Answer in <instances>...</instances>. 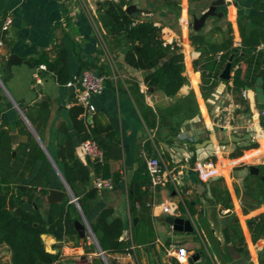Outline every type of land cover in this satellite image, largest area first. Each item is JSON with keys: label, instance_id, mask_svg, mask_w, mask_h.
I'll return each instance as SVG.
<instances>
[{"label": "crops", "instance_id": "1", "mask_svg": "<svg viewBox=\"0 0 264 264\" xmlns=\"http://www.w3.org/2000/svg\"><path fill=\"white\" fill-rule=\"evenodd\" d=\"M103 1L0 0V39L3 41L0 47V131L6 134L3 152L11 151L14 160L19 145L31 146L37 142L50 162V167L47 168L48 189L66 192L58 172L62 173L57 157L60 139L64 137L63 129L66 128L75 140L77 157L84 163L88 160L79 154L80 142L70 114L71 108L78 105L73 98V84L78 81L85 68L104 73L107 75L104 90L91 98L95 111L89 113L84 110L78 118L89 125L96 121L114 132L123 156L112 160L111 168L120 172L123 180L114 190L97 189L96 197L89 202L88 214H84L87 223L90 225L95 222L104 208H111L113 217L123 221L124 232L128 231L131 239L135 225L133 218L137 216L132 215L134 208H131L129 200V185L134 172L144 165L147 167L148 158L158 157L163 164L183 168L185 173L182 184L191 190L187 201L194 206V212L189 208V211H178V217L191 219L193 232L197 231L198 235L184 243L183 237L174 235L179 231H174L165 221L168 214L162 211L160 203L177 202L180 190L168 186L153 192L148 183V194L143 200L145 206H140L141 202H137L134 207L136 211L143 207L150 214L156 239L146 244H135V249L132 250L134 264H181L167 253L168 246L176 242L185 247L190 257L200 251L206 253L195 264H203L206 258H210L213 264H262L260 253L264 249V233L255 239V227L250 221H264V195L260 183H264L261 179L264 175V140L261 139L264 130V43L251 55L240 52L241 57L232 65L230 80L220 78L228 61L222 60L212 77L216 84L212 88L207 87L205 94L202 89V61L196 65L201 52L192 44L190 37L193 33H199L213 42H222L232 36L233 46L240 48L242 34L239 23L252 29L249 16L264 15V10L256 8L254 0H224L217 6L216 17H223L227 24L215 26L213 31L216 33L213 36L204 32L209 28V17L202 29H193V19L196 16L189 13L190 0H180L179 12L173 7L171 0H163V3H159V0H126L128 4L125 8L135 4L150 11L136 13V17L153 19L167 36L181 40L180 49L185 60L183 74L187 83L174 97H168L161 90L145 84L147 70H140L126 63L125 47L111 49L107 45L103 29L97 20ZM213 1L215 0L210 1L211 4ZM7 15L12 16L13 23L8 30H3ZM229 26L232 28L231 33L228 31ZM12 54L30 64L23 62L12 66L13 75L2 83L1 80L8 76L5 64ZM63 54L66 55V60L61 62L58 70L49 69L46 64L37 62L43 55L54 60ZM39 65H45L46 69H38ZM237 68L242 70L244 86L234 82ZM35 72L40 76L39 82L34 79ZM193 75L197 77L196 83L193 82ZM135 86L143 95L141 105L132 93ZM243 89L249 90L248 99L243 98ZM190 94L193 98L189 99L187 97ZM182 100L186 106L194 107L193 115H184L180 104ZM15 149L16 156H13ZM247 152H254L250 160L245 159ZM236 153L241 154L235 155ZM204 161L216 163V172L208 179H202L197 170ZM42 163V160H38L31 176L18 185H25L27 188ZM250 165L259 167L260 174H251ZM94 178L92 172L89 187H94ZM42 183L43 181L39 182L37 188H32L35 200L25 204V210L40 208L46 214L50 203L47 195L40 194ZM197 184L198 187L195 186ZM214 189H217L222 200L225 197L229 200L231 208L223 207L222 200H217L214 196ZM66 195L70 199L67 204V222L82 219L78 206L69 194ZM83 195L84 192H81L80 197ZM212 203L218 206L221 218L223 217L225 224L222 225V233H228L231 238L229 242L222 241L215 235L218 238L215 244L213 233L208 236L197 225L196 216L203 215L207 225L211 226L207 207ZM78 204L80 205L79 201ZM88 238L86 236L82 244L77 231L70 236L63 234L61 240L56 239L52 232L42 235L46 250L60 253L54 264L90 262L89 259L96 255V249L92 248ZM107 256L113 260V264H127L129 261L126 251L112 252ZM0 258L10 263L11 252L6 246L0 248Z\"/></svg>", "mask_w": 264, "mask_h": 264}, {"label": "trees", "instance_id": "2", "mask_svg": "<svg viewBox=\"0 0 264 264\" xmlns=\"http://www.w3.org/2000/svg\"><path fill=\"white\" fill-rule=\"evenodd\" d=\"M127 4L126 0H104L101 3L97 20L101 24L107 45L111 49L125 47L126 63L137 69L148 71L144 76L145 84L148 87L161 90L168 97H174L187 83V78L183 74L185 67L183 52L179 47L172 46V44L165 45L162 27L151 18L142 19L136 17V14H130L125 8ZM254 6L264 10V0H254ZM249 19L253 24L252 29H247L242 22L239 23L242 34V46L240 48L233 46L232 36L222 42H213L199 33L191 35L192 44L201 52V58L196 62V65L202 61V89L205 94L207 87L212 88L216 84L212 77L219 69L222 60H228L233 54L232 65L234 66L242 55L240 52H243L244 55H251L260 44L264 43V15H250ZM228 31L231 33V26H229ZM218 54H220V59L216 57ZM65 60L66 55L64 54L59 55L54 60L43 55L37 62L44 63L49 69L56 70ZM86 65L84 66L86 67ZM241 74V68H237L234 74V82L239 86H244L245 80ZM262 78L264 90V75ZM132 93L137 103L140 104L143 95L139 93L137 86L132 88ZM187 98H193V95L190 94ZM180 104L184 110V115L194 114V107L186 106L183 100ZM83 111L84 109L80 105H75L70 110L74 127L77 130L78 142L85 139L95 140L103 149V161L87 160L84 163L78 158L75 153V140L66 128L62 130L64 137L60 139L57 157L65 180L75 197H78L84 214L87 215L90 210L89 202L97 195V189L89 187L92 172L95 176L112 178L115 186H117L123 180V176L120 172L112 170L111 161L121 159L123 153L114 132L108 126L96 121L93 125H89L83 119L78 118ZM5 135L0 131V248L6 246L7 250L11 252V259L9 263L0 258V264H54L60 253L47 251L42 235L51 233L57 227L62 228V235L70 236V234L76 233L66 220L67 204L70 199L66 195L61 202L49 204L46 214L42 213L40 208L32 211L25 210V204H30L35 200L32 188H37L39 182L43 181L39 189L40 194L47 195L49 188L47 168L50 167V162L37 142L31 146L29 144L19 145L17 157L12 160L11 151L3 152ZM253 155L254 152H247L245 159L250 160ZM38 160H42L43 163L30 185L24 190L18 189V184L31 176ZM150 179V174L144 165L134 172L129 185V200L131 208H134L132 215L139 218L138 222L133 225L131 239H120L124 233L125 224L120 218L113 217L111 208H104L95 222L90 224L99 244L107 255L112 252H125L132 243L146 244L156 239V231L150 214L144 211L143 207L137 211L134 207L137 202H141L140 206H145L143 200L148 194L146 188ZM260 183L261 192L264 195V183L261 181ZM81 192H84L83 197H80ZM213 192L217 200H222L217 189H214ZM221 203L224 208L232 207L226 197ZM37 205L39 206V204ZM188 206L193 213L194 206L191 203H188ZM17 207H21L23 211L21 214L15 213ZM181 210L185 209L182 207ZM250 224L255 227L253 230L255 239L264 233L263 220L256 221L254 219L250 221ZM224 237L226 242L231 240L226 232H224ZM260 255L262 264H264V249ZM109 262L113 264L111 258H109ZM203 264H213V261L206 258Z\"/></svg>", "mask_w": 264, "mask_h": 264}, {"label": "built area", "instance_id": "3", "mask_svg": "<svg viewBox=\"0 0 264 264\" xmlns=\"http://www.w3.org/2000/svg\"><path fill=\"white\" fill-rule=\"evenodd\" d=\"M13 23V18L11 15H7L4 23L3 30H8ZM163 31V30H162ZM165 42L164 44H172V46H177L179 48L182 47L181 40L178 37L170 38L167 36L165 32ZM3 45V41L0 39V47ZM221 54V53H220ZM220 54L216 57L220 59ZM38 69H46L45 65H39ZM34 79L36 82L40 81V76L38 72L34 73ZM107 75L104 73H99L91 68H85L82 70L78 81H76L73 91V98L76 104L83 107L86 112L92 113L95 111V106L91 102V98L93 95L101 93L105 88ZM72 85V83H68ZM242 96L245 99L249 97V90L243 89ZM264 115V112H263ZM261 139L264 140V130L261 133ZM78 151L82 158L88 159L94 162H102L104 159L103 149L98 145V143L93 139H85L81 141L78 145ZM264 164V161H263ZM147 170L150 174V184L149 188L151 191L155 192L161 188H166L168 186H172L175 190H180L179 200L175 203L171 202H161L160 206L162 211L165 214L172 216H180L178 211L181 210L182 207L185 209L184 211H189L187 198L191 194L190 188L184 186L182 184V179L184 177L183 168H175L170 167L166 164H163L158 157H150L147 160ZM199 175L202 179H208L216 172V163L214 161H204L200 163L197 168ZM94 187L96 189H105V190H114L115 183L112 178H103L100 176H95L94 178ZM73 202H78V198L75 197L72 199ZM91 234L94 237L93 232L90 230ZM89 237V236H88ZM120 239H129L128 231H125L123 236ZM135 249V244L132 243L126 249V256L129 261L127 264H134L132 250ZM167 253L169 256L174 257L181 264H191L190 256L188 255L185 247L177 243H172L168 246Z\"/></svg>", "mask_w": 264, "mask_h": 264}, {"label": "water", "instance_id": "4", "mask_svg": "<svg viewBox=\"0 0 264 264\" xmlns=\"http://www.w3.org/2000/svg\"><path fill=\"white\" fill-rule=\"evenodd\" d=\"M224 2V0H215L212 2V4L210 5V7L199 17H194L193 19V29L199 31L200 29H202L205 25L206 19L209 16L212 15H217V6L221 5ZM127 12H129L130 14H141V13H149L150 11L147 9H143V8H139L137 5L135 4H130L126 7ZM234 59V55L231 54L226 65L225 68L223 69L220 78L224 79V80H230L231 78V68H232V62ZM26 63V64H30L29 61H25L24 59H22L21 57H19L16 54H12L10 55L9 59L7 60L5 66L6 69L8 71V76L3 78L1 80V82H5L7 81L12 75V66L14 65H20L22 63ZM264 75V74H263ZM262 125L264 126V121L262 122ZM40 141V140H39ZM208 142V141H207ZM13 156H16V149L13 150ZM54 163V162H53ZM55 165V163H54ZM56 166V165H55ZM249 170L251 174L254 175H259L260 174V169L259 167L255 166V165H250L249 166ZM65 188H66V192L62 191V190H57V189H48L47 192V200L48 202L51 203H55V202H61L64 197L65 194H69L71 196V198H75L74 193L72 192L69 184L67 183V181L65 180L64 176L62 175V173L58 170ZM261 179L264 181V175L261 176ZM25 185H18V188L21 190L25 189ZM76 205L78 206L80 212H81V216L82 219L80 220H76L73 222H69V226L71 228H74L77 233L78 236L80 238L81 243L83 244L85 242L86 236L88 231H92L91 226L87 223L86 219H85V215L84 212L82 211L80 205L78 204V202H75ZM207 211H208V219L212 224V228L215 231V235L218 236L220 238V240L224 241V235L222 233V223H221V215L219 213V208L218 206L214 205V203H212L211 205H209L207 207ZM23 211L21 209V207H17L15 209V213L16 214H21ZM202 212H204V208L202 209ZM138 221L137 217L133 218V223L136 224ZM165 221L172 226L174 231H179V232H193L194 231V225L191 219H185L183 217H178V216H172V215H168L165 217ZM52 234L55 236L56 239L61 240L63 235H62V228L61 227H57L55 230L52 231ZM94 234V232H93ZM95 240H96V245H97V249L99 254L101 255V257L103 258L105 264H110L108 257L106 255V252L102 249L101 245L99 244V241L97 240L96 235L94 234ZM263 238H264V234H263ZM206 255V253L204 251H200L198 253L193 254L190 257V263L191 264H195L200 257H204Z\"/></svg>", "mask_w": 264, "mask_h": 264}, {"label": "rangeland", "instance_id": "5", "mask_svg": "<svg viewBox=\"0 0 264 264\" xmlns=\"http://www.w3.org/2000/svg\"><path fill=\"white\" fill-rule=\"evenodd\" d=\"M159 1H160L159 3H163V0H159ZM171 1L173 3L172 4L173 7L176 9L177 12H179L180 9H181L180 0H171ZM210 1L211 0H190V4H189V13H190V15L191 16L195 15L196 17H199L203 12H205L207 10L208 6L211 4ZM216 16H218V15L209 16V23H208V27L209 28L207 30H204L205 33H207L209 35L213 34V36H215L216 31H213L215 26H220V27L226 26L227 22L224 20V18L223 17L222 18H217ZM141 17L146 18V16H141ZM225 35H227V34H225ZM188 104H189V101H188ZM177 110H178V112H180L179 107L177 108ZM199 184L201 186V182ZM195 186L198 187L199 185L197 184ZM195 186H192V187L195 189ZM198 193H200V192H198ZM244 199H245V197H244ZM247 199H246V201H247ZM205 203L203 205H206ZM195 219H196L198 227L201 228L208 236H210V234L213 233V235H212V237L214 238L213 241L216 244V242L218 241L217 240L218 238L214 234L215 231L212 228V224H210L211 226L209 227L207 225L206 220H205L203 215H198V216H196ZM221 223H222V225L225 224V222L223 220V217L221 219ZM197 233H198L197 231L192 232V233H190V232H179V233H176L174 235H175V237H179V236L183 237L184 238V243H185V242H188V239L190 240L191 238H194L196 235H198ZM87 236H89L88 240H89L92 248L96 249V255L92 256V258L89 259L90 262H88V260H87V261H85L84 264H105L103 258L101 257V255L99 254V252L97 250L96 240H95V238H93V235L91 234L90 231H88ZM240 243H241V241H240Z\"/></svg>", "mask_w": 264, "mask_h": 264}, {"label": "bare ground", "instance_id": "6", "mask_svg": "<svg viewBox=\"0 0 264 264\" xmlns=\"http://www.w3.org/2000/svg\"><path fill=\"white\" fill-rule=\"evenodd\" d=\"M193 82H194V83L197 82V77H196V75H193Z\"/></svg>", "mask_w": 264, "mask_h": 264}]
</instances>
